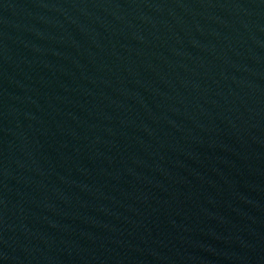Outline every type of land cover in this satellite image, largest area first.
<instances>
[{
	"label": "water",
	"instance_id": "obj_1",
	"mask_svg": "<svg viewBox=\"0 0 264 264\" xmlns=\"http://www.w3.org/2000/svg\"><path fill=\"white\" fill-rule=\"evenodd\" d=\"M0 264H264V0H0Z\"/></svg>",
	"mask_w": 264,
	"mask_h": 264
}]
</instances>
